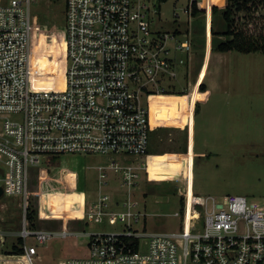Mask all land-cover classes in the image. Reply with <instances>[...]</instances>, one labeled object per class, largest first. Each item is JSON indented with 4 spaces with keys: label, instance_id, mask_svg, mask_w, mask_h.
<instances>
[{
    "label": "built area",
    "instance_id": "2783aa9c",
    "mask_svg": "<svg viewBox=\"0 0 264 264\" xmlns=\"http://www.w3.org/2000/svg\"><path fill=\"white\" fill-rule=\"evenodd\" d=\"M151 11L141 0H65L64 88L43 89L33 85L32 0H0V186L3 196L18 197L22 217L12 247L22 251L2 252L7 238L0 228L1 257L39 264L33 240L79 235L66 226L28 227L30 165L62 154L105 155L123 171L124 184L136 183L137 166L116 156L147 155L149 97L166 92V81L176 77L173 51L191 49L178 32L153 28L157 10ZM196 202L201 208L191 203L175 213L178 229L140 232L133 224L147 217L138 200L107 210L108 195H101L88 219L123 223L124 230L87 233V254L59 264H264V201L230 194Z\"/></svg>",
    "mask_w": 264,
    "mask_h": 264
},
{
    "label": "rangeland",
    "instance_id": "374dc122",
    "mask_svg": "<svg viewBox=\"0 0 264 264\" xmlns=\"http://www.w3.org/2000/svg\"><path fill=\"white\" fill-rule=\"evenodd\" d=\"M141 1L151 7L152 14L157 10L153 14V28L170 33L178 29L177 39L191 41L188 53L173 51L178 61V75L166 81L167 89L179 94L191 93L196 83L204 82L210 95L207 102L197 103L195 109L188 108V114V96H166L167 90L149 97L153 122L149 151L153 157L147 163L140 156H119L120 164L137 166L139 176L133 185L123 183V171L111 167L110 157L105 155L62 154L30 165L27 199L29 213H32L28 217V227L53 232L66 226L82 233L54 237L42 245L33 240L32 243L39 245L42 256L39 264H59L71 257L86 255L88 237L84 232L124 230L123 223L92 221L85 214L87 207L104 194L109 196L107 210H120L122 203L132 198L140 202L139 208L147 217V221L142 219L133 224L140 232L145 227L148 232L178 229L182 219L175 213L181 212L182 203L183 207L191 203L197 205L198 199L208 196L221 198L239 194L264 201V53L217 49L221 42L231 37L225 33L227 0H215L218 11L213 17L205 12L193 15V0ZM196 1L210 3V0ZM64 9L65 0H32L33 85L36 87H64ZM260 12L264 16V6ZM180 58L185 61L180 62ZM203 96L195 91L193 104ZM194 110L197 156L193 189L189 187L187 171L178 169L177 159L183 152L189 153L193 127L190 119H193ZM2 121L0 117V124ZM65 167L68 168L67 180L60 172ZM62 194L74 202L73 216L68 220L55 213L59 211ZM21 225L19 199L8 191L0 198V228L6 230L7 238L2 252L14 246L17 241L14 233ZM0 260L4 264H17L19 259L0 256Z\"/></svg>",
    "mask_w": 264,
    "mask_h": 264
},
{
    "label": "trees",
    "instance_id": "16d2710c",
    "mask_svg": "<svg viewBox=\"0 0 264 264\" xmlns=\"http://www.w3.org/2000/svg\"><path fill=\"white\" fill-rule=\"evenodd\" d=\"M227 2L228 4L224 11V17L227 22V31L225 33L231 37L221 42L217 46V49L219 51L234 50L242 53L256 51L264 53V16L260 12L264 6V0H227ZM191 7L193 15L206 12L205 4H200L196 0H193ZM209 10L212 12V15H215L218 7L217 5H211ZM251 26L253 29H251ZM202 88H205L204 85ZM31 213H28V217ZM34 216L35 211L33 212L32 218ZM14 249V252L17 253L22 251L18 247ZM7 258L18 259L13 256Z\"/></svg>",
    "mask_w": 264,
    "mask_h": 264
},
{
    "label": "crops",
    "instance_id": "0c3cea01",
    "mask_svg": "<svg viewBox=\"0 0 264 264\" xmlns=\"http://www.w3.org/2000/svg\"><path fill=\"white\" fill-rule=\"evenodd\" d=\"M210 3V6L211 5H216L215 4V0H210L209 1ZM199 3L201 4L202 2H200L199 1ZM205 4V9H206V12L205 13H209L210 14V16L211 17H213L214 15H212V12H210V10H209V4H206V3H204ZM159 12H160V10H159ZM176 32H178V29H176L175 30ZM210 54L211 53H209V57H210ZM205 73H207V71H206V68H204V75H205ZM177 75H178V69H177ZM176 75V76H177ZM204 79H205V76H204V78H203V81H204ZM206 83H204V82H202L201 84H198V83H196L194 86H193V89H192V91H191V93L188 91V93H184V92H182L181 94H179V93H175V92H177V91H173V90H171V89H169L167 92H168V94H164V95H166V96H188V98H187V107H186V110L189 108V109H195V107H196V104L197 103H204V102H207V99H208V97H209V95H210V90H209V88H208V85L206 84ZM200 85V86H199ZM203 85H204V89L202 88L203 87ZM202 89V90H201ZM171 91V92H170ZM173 91V92H172ZM195 91H198V92H200V93H203V97H202V99H200V100H198V101H196L195 102V105L193 104V101H192V94L195 92ZM179 103V105H181V107H182V103L179 101L178 102ZM193 105H194V108H193ZM152 106V105H151ZM150 110H151V107H150ZM186 110H185V112H186ZM186 114H188V110H187V112H186ZM196 118H197V116H196V114H195V110H194V112H193V119H190V120H192V122H193V127H192V129H191V136L192 137H190V139H189V153H185V152H183L182 154H180V156L179 157H181V158H179V159H177L178 161H179V163H180V165H179V167H178V169H185V172L187 171V175H188V177H189V187H193V189H194V163H195V159H196V156H197V151H196V144H197V142H196V135H197V128H196V126H197V122H196ZM187 120H189V118L187 119ZM151 122H152V112H151ZM153 123V122H152ZM153 127V126H152ZM189 135V136H190ZM185 150H186V147H185ZM184 151V150H183ZM199 154V153H198ZM153 154H151V152L150 151H148V153H147V155H145V156H142V158H145L144 159V161H147V163H148V160H150L151 159V157H153L152 156ZM119 156H121V155H117L116 156V159H118L119 160ZM65 172L64 174H62V172ZM61 175L63 176V178H64V180H67V177H68V168L67 167H65V168H63L61 171ZM189 172H190V174H189ZM64 194H62V196H63ZM104 195H107V194H104ZM67 196V195H66ZM68 197V196H67ZM208 197H215V196H208ZM108 198H109V196H108ZM207 198V197H206ZM201 199H203V198H201ZM71 201V200H70ZM61 202V201H60ZM96 202V201H95ZM72 203V205L69 207V210H67V211H61L60 210V208H59V211H56L55 210V213L57 214V213H59V214H62V216H65L64 218L66 219V220H68L70 217H72L73 216V214H72V212H73V204H74V202H71ZM94 204V203H93ZM93 204L92 205H90V206H88L87 208V210H86V212H85V214L87 215V212L88 211H90L91 210V208L93 207ZM71 208V209H70ZM58 210V209H57ZM63 212V213H62ZM68 212V213H67ZM64 227V226H63ZM62 227V228H63ZM70 230V229H69ZM70 231H72V230H70ZM72 232H74V231H72ZM75 233H78L79 235H81L82 233L81 232H75ZM85 236L87 235V233L86 232H84L83 233Z\"/></svg>",
    "mask_w": 264,
    "mask_h": 264
},
{
    "label": "bare ground",
    "instance_id": "6f19581e",
    "mask_svg": "<svg viewBox=\"0 0 264 264\" xmlns=\"http://www.w3.org/2000/svg\"><path fill=\"white\" fill-rule=\"evenodd\" d=\"M65 49H66V43H65ZM60 89H62V88H60ZM155 96H157V95H155ZM155 96H153V97H155ZM71 204L72 203H71L70 199L66 195H63L61 197V199L59 200V208H60L61 211H67L69 209V207L71 206Z\"/></svg>",
    "mask_w": 264,
    "mask_h": 264
},
{
    "label": "water",
    "instance_id": "95a60500",
    "mask_svg": "<svg viewBox=\"0 0 264 264\" xmlns=\"http://www.w3.org/2000/svg\"><path fill=\"white\" fill-rule=\"evenodd\" d=\"M4 190L3 187L0 186V198L3 196Z\"/></svg>",
    "mask_w": 264,
    "mask_h": 264
}]
</instances>
